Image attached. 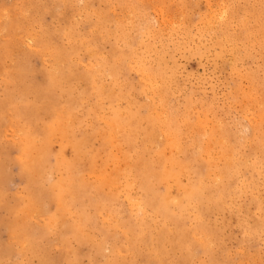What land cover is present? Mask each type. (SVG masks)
Masks as SVG:
<instances>
[{
  "label": "snow or ice",
  "instance_id": "obj_1",
  "mask_svg": "<svg viewBox=\"0 0 264 264\" xmlns=\"http://www.w3.org/2000/svg\"><path fill=\"white\" fill-rule=\"evenodd\" d=\"M202 7L0 0L5 116L31 136L40 135L41 124L77 118L85 137L76 162L82 175L98 158L88 148L90 135L103 133L111 157H131L107 191L87 193L83 181L61 174L35 186L29 176L18 196L6 180L0 264H264V0L208 4L198 17L219 35L217 56L234 58V76L241 62L254 59L259 36L258 127L249 122L256 114L246 103L254 95L251 78L248 85L241 80L231 107L217 110L215 101L196 97L177 106L169 98L171 81L138 55L155 32L183 29ZM137 91L147 97L144 104L136 102ZM170 168L180 172L178 194L170 182L165 190L161 173ZM257 247L258 262L251 258Z\"/></svg>",
  "mask_w": 264,
  "mask_h": 264
},
{
  "label": "rangeland",
  "instance_id": "obj_2",
  "mask_svg": "<svg viewBox=\"0 0 264 264\" xmlns=\"http://www.w3.org/2000/svg\"><path fill=\"white\" fill-rule=\"evenodd\" d=\"M15 2L16 0H8V3L10 4ZM26 2L30 3L32 0H26ZM88 2L95 3L99 6L102 2H108V0H88ZM124 2L151 3L154 2V0H124ZM165 2L171 5L196 4L203 6L202 8L195 10L192 15L188 17L186 20V27L183 29H178L175 32H155L153 37L146 41L138 53L144 62L146 60L147 63L154 65V67L160 72H165V78H168L171 81L172 96L169 98L174 96L177 106L183 104L189 97H196L201 103L205 100H207L209 104L215 101L216 109L221 110L225 107H231L228 102L231 96L237 94L241 80H243L245 85H248L251 78V87H249L248 91L254 93V95H252L250 101H246V103L250 102L252 104L254 113L256 114L249 122L253 127H258L261 83L260 66L262 63L259 54V36H255L252 41V46L254 47V59L250 63L241 62L239 69L234 76L233 58L230 57L229 59H224L223 57L217 56V52L221 51V48L217 47L218 45H221L219 35L213 34L210 25L198 22L200 13L202 11H207L206 6L208 4H219L224 2V0H165ZM247 2L258 4L259 0H247ZM175 11L180 14L183 12V9L177 7ZM163 19V14H161L160 20L163 21ZM206 26L209 28H206ZM2 66L3 62L0 60V69H2ZM45 67L44 63L40 62L38 80L44 79ZM132 75L138 82V76L136 73H133ZM0 76H2V71H0ZM4 94L3 85L0 83V100H2ZM135 100L140 104H144L147 97L141 95L139 91H137L135 93ZM75 120L77 122H75ZM75 120L73 119L69 121L64 119L62 120L63 122L60 121L54 126L48 127L50 129H48L46 125L41 124L39 125L40 136L31 137L26 128L14 121L10 113L7 117L5 116L3 106L0 104V192L3 191L5 181L7 180L8 187L18 196H23L26 193L25 184L28 183L29 176L32 178L33 185L35 186L36 184L42 183L49 175L59 178L61 174H63L66 181L70 180L76 183L85 181L84 185L87 193H91L93 189H99L101 191H107V189H110L111 185L109 184L112 182V177L120 175L119 173L122 171L121 167L123 164L124 166L126 164V157H131L124 156L125 158L123 159L121 156L122 153H119V159L111 157L107 148L102 147L104 145V140L102 139L103 133L100 135H90L89 137L91 138L88 139V146L89 144L90 146L88 148L94 155H98V158L95 165L89 163L86 166L84 171L87 174L82 175L76 167V162L83 157L82 150L85 137L79 128L78 119L75 118ZM60 123L62 124L60 125ZM204 123H207V121ZM65 127L67 128L66 130H64ZM59 128L60 130H58ZM48 130H50V132ZM47 131L49 132L48 134ZM42 132L44 133L41 134ZM92 138L93 140H91ZM100 138L102 140H100ZM66 140L71 142L68 143ZM90 141L93 143H90ZM165 142L166 141L163 140L160 143L163 144ZM104 149L106 151H104ZM45 150H48V152ZM169 150L170 154L171 149ZM105 153L107 155H105ZM116 167L119 169L117 170ZM115 172H117V174ZM75 173L77 174V177ZM101 177L102 180H100ZM102 181H105V183ZM171 190L174 193L177 192L176 194L179 193L177 185ZM50 195L52 197L51 208L52 211L55 212L57 207L55 193H51ZM227 218L233 220L230 213L227 215ZM232 231H238L234 224ZM3 238V235L0 234V240H3ZM233 243L234 238L228 241L229 246H232ZM0 254V256H2V249H0ZM254 256L251 258L258 262L260 260L258 247L256 248Z\"/></svg>",
  "mask_w": 264,
  "mask_h": 264
},
{
  "label": "bare ground",
  "instance_id": "obj_3",
  "mask_svg": "<svg viewBox=\"0 0 264 264\" xmlns=\"http://www.w3.org/2000/svg\"><path fill=\"white\" fill-rule=\"evenodd\" d=\"M167 1V0H166ZM206 28H209V27H207L206 26ZM211 28V27H210ZM258 30V29H257ZM256 30V31H257ZM168 33V32H167ZM157 36V35H156ZM216 37V36H215ZM153 40V39H152ZM190 41V40H189ZM152 46V45H151ZM153 50V49H152ZM151 55V54H150ZM234 59V58H233ZM145 62H146V60H145ZM159 64H161V63H159ZM154 66V65H153ZM160 68V67H159ZM162 74H163V76L165 77V72H161ZM174 80V79H173ZM248 80V79H247ZM252 88H253V86H252ZM257 91V90H256ZM192 92V91H191ZM257 93V92H256ZM259 95V94H258ZM189 97V96H188ZM256 98V97H255ZM257 100V99H256ZM260 100V99H259ZM260 104V103H259ZM257 105V104H256ZM2 109V108H1ZM74 120H75V117L73 118ZM72 119V120H73ZM66 120V119H65ZM79 121V120H78ZM63 122V121H62ZM75 122H77L76 120H75ZM13 123V122H12ZM69 123V122H68ZM71 123V122H70ZM74 123V122H73ZM2 124V123H1ZM62 123H60V125H61ZM66 124V123H65ZM75 124V123H74ZM58 125V124H57ZM67 125V124H66ZM70 126V125H69ZM52 127V126H51ZM57 127V126H56ZM55 127V128H56ZM43 128H44V126H43ZM48 128V127H47ZM62 128V127H61ZM48 129H50V128H48ZM67 128L65 127V129L64 130H66ZM5 130V129H4ZM17 130H18V128H17ZM22 130V129H21ZM44 130V129H43ZM46 130V129H45ZM58 130H60V128L58 129ZM63 130V131H64ZM15 131V130H14ZM49 132H50V130H48ZM47 131V134L49 133ZM63 131H61V132H63ZM82 132V131H81ZM44 132H42L41 134H43ZM63 133H66V132H63ZM69 133V132H68ZM70 133H71V131H70ZM51 134V133H50ZM13 135V134H12ZM59 135V134H58ZM57 135V136H58ZM72 135V134H71ZM40 136V135H39ZM44 136V135H43ZM102 136H103V134H102ZM18 137V136H17ZM32 137V136H31ZM48 137V136H47ZM43 138V137H42ZM45 138V137H44ZM89 138H91V137H88V139ZM93 138H94V136H93ZM93 138L91 139V140H93ZM51 139V138H50ZM103 139V138H102ZM101 138H100V140H102ZM37 140H38V138H37ZM36 140V141H37ZM42 140V139H41ZM70 140V139H69ZM69 140H66V141H68V143L69 142H71V141H69ZM167 140V137L165 136V141ZM24 141V140H23ZM63 141V140H62ZM75 141V140H74ZM77 141V140H76ZM83 141V140H82ZM15 142V141H14ZM38 142H39V140H38ZM42 142V141H41ZM161 142V141H160ZM65 143V142H64ZM82 143V142H81ZM90 143H93V142H91L90 141ZM73 144V143H72ZM74 144H76V143H74ZM83 144V143H82ZM103 144V143H102ZM101 144V145H102ZM44 145H45V143H44ZM71 145V144H70ZM80 145V144H79ZM93 145V144H92ZM91 145V146H92ZM89 146H90V144H89ZM88 146V147H89ZM45 147V146H44ZM73 147V146H72ZM94 147H95V145H94ZM103 147V146H102ZM71 148V147H70ZM79 148L81 149V147L79 146ZM94 149H96V148H94ZM71 150H73V149H71ZM79 150V149H78ZM77 150V151H78ZM108 150V149H107ZM45 151H47L48 152V150H45ZM83 151V150H82ZM104 151H106L105 149H104ZM170 151V150H169ZM81 152V151H80ZM79 152V153H80ZM108 152V151H107ZM33 153V152H32ZM46 153V152H45ZM50 153V152H49ZM36 154V153H35ZM39 154V153H38ZM103 154H104V152H103ZM123 154V153H122ZM121 154V156L123 157V159L126 157L124 154L122 155ZM105 155H107L106 153H105ZM169 155H171V153L169 154ZM45 156V155H44ZM125 156V157H124ZM83 158V157H82ZM20 159V158H19ZM70 159V158H69ZM121 159V158H120ZM126 159L127 160H129V159H131V158H129V157H126ZM35 160V159H34ZM80 160V159H79ZM109 161V160H108ZM97 162V161H96ZM113 162V161H112ZM120 162H121V160H120ZM123 163V162H122ZM123 166H124V164H123ZM122 166V167H123ZM61 167V166H60ZM121 167V169H123ZM56 168H57V165H56ZM64 168V167H63ZM72 169V168H71ZM116 169L118 170L119 168L118 167H116ZM120 169V170H121ZM61 170V169H60ZM63 171V170H62ZM94 171V170H93ZM76 172V171H75ZM79 173V172H78ZM100 173V172H99ZM112 173V172H111ZM113 173H114V171H113ZM116 174H117V172H115ZM73 174V173H72ZM120 174V173H119ZM75 175H76V177H77V174L75 173ZM60 176V175H59ZM161 176H162V179L165 181V190H169V182L172 184V185H177L178 186V188H179V184H178V180H179V176H180V172H179V169H176L175 171H173L171 168L168 170V172L167 173H164V172H162L161 173ZM86 177V176H85ZM107 177V176H106ZM78 178H79V176H78ZM108 178V177H107ZM71 179V178H70ZM96 179V178H95ZM109 179V178H108ZM100 180H102V177H101V179ZM103 180H104V178H103ZM107 180V179H106ZM108 181V180H107ZM106 181V182H107ZM85 182V181H84ZM83 182V183H84ZM102 182H104L105 183V181H102ZM108 182H110V181H108ZM106 185V184H105ZM109 185H111V183L109 184ZM106 187V186H105ZM107 188V187H106ZM108 190V189H107ZM179 192H180V188H179ZM177 193V192H176ZM1 255V254H0ZM255 257V256H254Z\"/></svg>",
  "mask_w": 264,
  "mask_h": 264
}]
</instances>
